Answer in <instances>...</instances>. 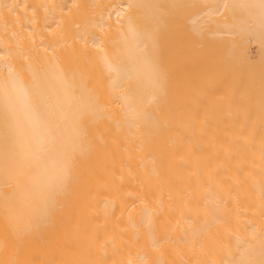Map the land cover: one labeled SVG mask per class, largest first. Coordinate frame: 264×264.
I'll return each instance as SVG.
<instances>
[{
  "label": "bare ground",
  "instance_id": "6f19581e",
  "mask_svg": "<svg viewBox=\"0 0 264 264\" xmlns=\"http://www.w3.org/2000/svg\"><path fill=\"white\" fill-rule=\"evenodd\" d=\"M0 264H264V0H0Z\"/></svg>",
  "mask_w": 264,
  "mask_h": 264
}]
</instances>
